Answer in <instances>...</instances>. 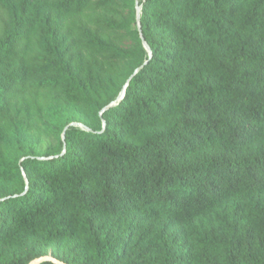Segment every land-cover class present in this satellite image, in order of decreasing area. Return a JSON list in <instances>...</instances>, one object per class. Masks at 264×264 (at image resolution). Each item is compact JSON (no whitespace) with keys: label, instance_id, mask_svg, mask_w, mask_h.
Listing matches in <instances>:
<instances>
[{"label":"trees","instance_id":"trees-1","mask_svg":"<svg viewBox=\"0 0 264 264\" xmlns=\"http://www.w3.org/2000/svg\"><path fill=\"white\" fill-rule=\"evenodd\" d=\"M53 4L59 14L45 24L42 53L32 59L29 33L50 0H0V114L26 89L56 90L88 110L89 95L105 88V70L72 63V34L85 38L91 62L105 53L129 62L127 85L98 125L82 130L65 117L58 148L20 161L25 175L19 172L0 200V261L24 236L72 239L83 226L139 212V232L127 224L113 240L95 242L89 259L66 263L264 264V0H139L140 29L135 14L130 28L119 0ZM89 10L137 48L112 45L95 26L63 24L60 12ZM11 171L0 167V180ZM220 209L226 211L213 226L185 241L175 236V249L144 239L164 218L191 229ZM133 231L136 250L123 262ZM39 256L26 250L4 264Z\"/></svg>","mask_w":264,"mask_h":264},{"label":"rangeland","instance_id":"rangeland-1","mask_svg":"<svg viewBox=\"0 0 264 264\" xmlns=\"http://www.w3.org/2000/svg\"><path fill=\"white\" fill-rule=\"evenodd\" d=\"M139 0H119L120 5H124L127 13L126 16L130 20V28L134 27L132 15L135 14L137 19V9ZM54 0H50L49 8L31 32L28 39V55L32 59H36V55L42 53L43 42L47 38L43 31L46 23H51L59 14L58 9L53 4ZM61 19L63 24H86L92 27H98L102 30L104 36L108 35L112 45L125 46L129 48H137L136 41L131 37H125L120 31H111L107 28L104 21L95 19L96 12L89 10L81 15L75 13H62ZM97 13L110 17L109 12L98 10ZM6 18L4 11L0 8V30L3 20ZM96 23V24H95ZM67 27V26H65ZM73 49L72 63L77 65L82 71L86 66L103 67L105 73L102 74L105 83L104 90H95L94 94L88 97V110L72 103L65 102L56 90H46L35 92L26 89L20 93L14 100L12 105L2 114H0V167H9L11 172L4 179L0 180V200L8 197L6 195L7 184L15 181L16 175L21 172L25 175L24 169L20 166L23 158H33L42 160L45 158V151L51 148H58L60 141L63 140L62 131L66 127L61 125L65 117H72L70 122L72 127L78 129H91L90 125H98L99 116L103 108L109 104L115 103L120 98V94L125 85L128 71V63L120 58L109 59L108 53L103 57L97 56L98 62H91L90 51L87 50L86 40L81 35L72 34ZM106 37V36H105ZM144 44V43H143ZM44 54V53H43ZM105 57V59H104ZM107 60L109 62H102ZM38 61V60H34ZM112 79L111 83L105 78ZM103 126V122H101ZM18 154H22L21 158ZM226 209L213 210L207 215L198 218L191 229L175 228L174 226L163 223L158 225L149 237L150 245L161 250L177 248L175 236L182 238L184 241L195 234H199L203 229H207L216 224L218 219H222V213ZM139 212H132L126 215L121 221L104 227L83 226L82 229L72 239H56L47 241L41 237H22L15 245L3 251L0 264H4L12 255L32 251L39 252L41 256L49 255L66 263L73 258L89 259L91 249L95 242L104 243L113 240L117 235L123 232L125 225L132 224L135 226L134 231L139 232L141 222L138 218ZM129 236L126 245L121 251V260L126 261L136 250L135 233ZM145 243H148L145 241ZM147 253L145 255H148ZM40 257V256H39Z\"/></svg>","mask_w":264,"mask_h":264},{"label":"water","instance_id":"water-1","mask_svg":"<svg viewBox=\"0 0 264 264\" xmlns=\"http://www.w3.org/2000/svg\"><path fill=\"white\" fill-rule=\"evenodd\" d=\"M139 18H140V14H139V8L137 9V24H138V28L140 29V25H139ZM144 47L146 49H149L148 45L146 42H144ZM127 85V83L124 85L123 89H122V92L120 94V98L124 95V90H125V86ZM43 261H52L56 264H67L61 260H58L52 256H49V255H44V256H40V257H37L35 258L34 260H31L28 264H39Z\"/></svg>","mask_w":264,"mask_h":264}]
</instances>
